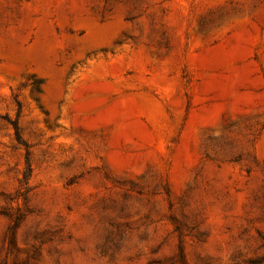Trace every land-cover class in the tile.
Segmentation results:
<instances>
[{"label":"rangeland","instance_id":"1","mask_svg":"<svg viewBox=\"0 0 264 264\" xmlns=\"http://www.w3.org/2000/svg\"><path fill=\"white\" fill-rule=\"evenodd\" d=\"M0 264H264V0H0Z\"/></svg>","mask_w":264,"mask_h":264}]
</instances>
